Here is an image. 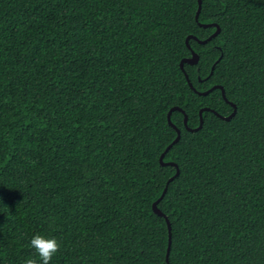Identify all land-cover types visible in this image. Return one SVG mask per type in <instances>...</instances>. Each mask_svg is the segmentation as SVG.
<instances>
[{
    "label": "trees",
    "instance_id": "16d2710c",
    "mask_svg": "<svg viewBox=\"0 0 264 264\" xmlns=\"http://www.w3.org/2000/svg\"><path fill=\"white\" fill-rule=\"evenodd\" d=\"M198 8L0 0V264H168L165 188L170 264H264V0Z\"/></svg>",
    "mask_w": 264,
    "mask_h": 264
},
{
    "label": "water",
    "instance_id": "95a60500",
    "mask_svg": "<svg viewBox=\"0 0 264 264\" xmlns=\"http://www.w3.org/2000/svg\"><path fill=\"white\" fill-rule=\"evenodd\" d=\"M199 1V8H198V10H197V13H196V19L198 20V17H199V13H200V9H201V4H202V0H198ZM201 26H204V27H208V26H210V25H214V26H216V30H215V32L214 33H212L207 39H203V40H200V39H198L196 36H194V35H189L188 37H187V39H186V42H187V44H188V46L191 48V46H190V44H189V39L190 38H194V39H196V40H198L200 43H206L207 41H209L210 39H212L213 37H215L216 36V34H218L219 33V31H220V26L218 25V24H215V23H210V24H204V23H199ZM192 50V56L191 57H188V58H184V59H182V61H181V68L184 70V72H185V69H184V64L185 63H190V64H195V63H197L198 61H199V55L197 54V52L195 51V50H193V49H191ZM214 67V66H213ZM185 75H186V77H187V79H188V81H189V85L192 87V88H194L193 87V85H192V82L189 80V77H188V74L185 72ZM215 88H220L221 89V91H222V94H223V97L225 98V100L227 101V102H229L233 107H234V111L229 115V116H226V117H222L220 114H218L216 111H214V110H211V111H213V112H215L218 116H220V117H222V118H225V119H230L233 115H234V113H235V110H236V105L234 104V103H232V102H230V101H228V99H227V97H226V94H225V89H224V87L223 86H221V85H214L213 87H211L209 90H207V91H203V92H199V94H202V95H205V94H207L209 91H211V90H213V89H215ZM174 110H179V111H181V112H183L184 113V115H185V117H184V123H185V125L187 126V120H188V116H187V114L185 113V111H184V109L183 108H181L180 106H174V107H172L170 110H169V112H168V121H169V124H171L172 126H174L175 128H176V131H177V137H176V139L174 140V143L175 142H177L178 140H179V138H180V135H181V131H180V129L178 128V127H176L173 123H172V121H171V114H172V112L174 111ZM203 110H210V109H208V108H203V109H201L200 110V125L197 127V128H195V130H197V129H199V128H201V126H202V124H203V117H202V112H203ZM188 128V127H187ZM189 130H192L191 128H188ZM171 146V145H170ZM169 146V147H170ZM168 147V148H169ZM167 148V149H168ZM166 149V150H167ZM164 154H165V152L162 154V156H161V158H160V160H161V162L163 163V164H170V165H176V163L175 162H163V157H164ZM178 172H179V170L177 169V172H176V174L175 175H177L178 174ZM170 179H172V178H170ZM166 189L167 188H165L164 189V191H163V193H162V195L160 196V198L157 200V201H155L154 202V204H153V209H154V211L156 212V213H158V214H160V215H162V216H165V218H166V220H167V224H168V228H169V245H168V253H167V262H168V264H170V262H169V252H170V246H171V241H172V235H171V224H170V221H169V219H168V217L158 208V206H157V204L159 203V201L162 199V197L164 196V194H165V192H166Z\"/></svg>",
    "mask_w": 264,
    "mask_h": 264
},
{
    "label": "clouds",
    "instance_id": "9594fccd",
    "mask_svg": "<svg viewBox=\"0 0 264 264\" xmlns=\"http://www.w3.org/2000/svg\"><path fill=\"white\" fill-rule=\"evenodd\" d=\"M29 245L35 250L36 258H25L22 264H49V261L57 253L60 243L55 236L35 233L29 239ZM38 258V261H37Z\"/></svg>",
    "mask_w": 264,
    "mask_h": 264
}]
</instances>
